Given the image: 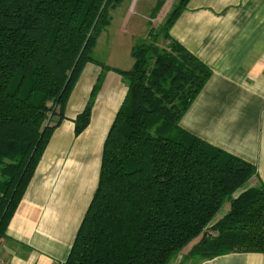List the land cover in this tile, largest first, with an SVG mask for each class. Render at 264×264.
Returning a JSON list of instances; mask_svg holds the SVG:
<instances>
[{
	"label": "trees",
	"instance_id": "16d2710c",
	"mask_svg": "<svg viewBox=\"0 0 264 264\" xmlns=\"http://www.w3.org/2000/svg\"><path fill=\"white\" fill-rule=\"evenodd\" d=\"M123 0H0V244L86 63L100 67L74 135L89 124L107 71L127 86L103 142L96 189L64 264H178L264 253V181L256 166L179 120L212 70L169 30L177 0L130 50L129 69L93 56ZM164 0L151 11L155 17ZM225 202L229 209L214 219Z\"/></svg>",
	"mask_w": 264,
	"mask_h": 264
},
{
	"label": "crops",
	"instance_id": "0c3cea01",
	"mask_svg": "<svg viewBox=\"0 0 264 264\" xmlns=\"http://www.w3.org/2000/svg\"><path fill=\"white\" fill-rule=\"evenodd\" d=\"M169 33L212 70L180 127L254 164L249 185L264 181V0H188ZM132 63L133 58L127 66L107 65L125 70ZM99 72L88 62L77 79L64 119L8 223L0 264L65 263L97 186L103 142L127 90L120 74L107 71L89 124L75 136L73 120ZM188 264H264V253L230 252Z\"/></svg>",
	"mask_w": 264,
	"mask_h": 264
},
{
	"label": "rangeland",
	"instance_id": "374dc122",
	"mask_svg": "<svg viewBox=\"0 0 264 264\" xmlns=\"http://www.w3.org/2000/svg\"><path fill=\"white\" fill-rule=\"evenodd\" d=\"M176 1L164 0L155 17L151 18L150 14L157 0H123L111 11V22L98 36L93 56L104 64L127 66L132 60L130 49L134 41L147 37L149 28L161 23ZM228 206L229 203L225 202L214 219L220 217ZM199 238H195L192 243ZM191 244L184 247L180 255L186 253ZM179 257L178 255L176 258ZM176 258L169 264H173Z\"/></svg>",
	"mask_w": 264,
	"mask_h": 264
}]
</instances>
